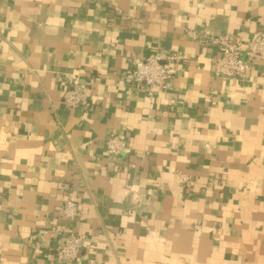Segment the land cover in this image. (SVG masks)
Instances as JSON below:
<instances>
[{"label": "crops", "instance_id": "obj_1", "mask_svg": "<svg viewBox=\"0 0 264 264\" xmlns=\"http://www.w3.org/2000/svg\"><path fill=\"white\" fill-rule=\"evenodd\" d=\"M262 33L264 0H0V264H264V63L217 78L205 38ZM173 54L170 91L128 82Z\"/></svg>", "mask_w": 264, "mask_h": 264}, {"label": "built area", "instance_id": "obj_2", "mask_svg": "<svg viewBox=\"0 0 264 264\" xmlns=\"http://www.w3.org/2000/svg\"><path fill=\"white\" fill-rule=\"evenodd\" d=\"M205 38L218 51V56L212 66V73L217 78L239 79L246 74L250 64L264 63V33L255 36L246 46L229 34L211 35ZM2 41L3 38L0 35V52ZM177 59L176 54L153 55L141 59L134 64L128 82L148 96L166 93L173 86L172 67ZM86 98L87 85L76 78L74 85L65 92L63 102L69 108H76L84 103ZM105 150L108 156L115 157L127 150V143L120 136L111 134L106 141ZM179 176L180 183L186 187L189 184V177L185 174ZM60 215L68 220L79 218L80 212L76 202L70 198L66 199L61 207ZM81 251L82 239L78 235H71L56 248L55 257L59 263H80Z\"/></svg>", "mask_w": 264, "mask_h": 264}]
</instances>
